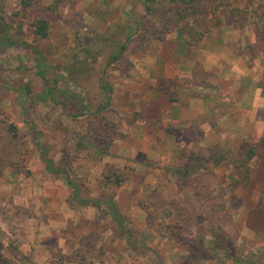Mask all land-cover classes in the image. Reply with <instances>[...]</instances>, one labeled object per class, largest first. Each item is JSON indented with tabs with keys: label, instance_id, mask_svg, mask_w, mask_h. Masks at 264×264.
Returning <instances> with one entry per match:
<instances>
[{
	"label": "rangeland",
	"instance_id": "1",
	"mask_svg": "<svg viewBox=\"0 0 264 264\" xmlns=\"http://www.w3.org/2000/svg\"><path fill=\"white\" fill-rule=\"evenodd\" d=\"M0 35V264H264V0H0Z\"/></svg>",
	"mask_w": 264,
	"mask_h": 264
},
{
	"label": "crops",
	"instance_id": "2",
	"mask_svg": "<svg viewBox=\"0 0 264 264\" xmlns=\"http://www.w3.org/2000/svg\"><path fill=\"white\" fill-rule=\"evenodd\" d=\"M219 48L220 47H218V49ZM181 50L185 51V43L182 44ZM203 50H205V49H203ZM223 57L224 56L222 54H220L219 52L207 51L204 53L205 62H203V64L207 63L208 66L206 68L209 70V64L211 61L212 65H214V64L219 65L222 67V71H224L225 69H229L230 64H233V63L226 62ZM180 59H186V58L185 57L178 58V60H180ZM195 63H198V62L196 61ZM154 65L155 66L158 65L156 61L152 63L153 67H154ZM182 65H183V62L179 61L177 66L180 67ZM177 73L180 74L178 71H177ZM213 75H215V74H213ZM220 76H228V74L227 73H221V75H219V77ZM154 89L155 90L153 91L151 96L156 95V98H157L158 94H160V93L158 92V90L156 88H154ZM252 92H253L254 96L248 97L247 94H245L242 98L243 102L241 101V103H242V105H245V107H247L249 109L258 111L259 108L264 107V84H257L255 86H253ZM217 103H218L217 98L215 97V95H213V93H211L209 96L203 97L201 99L193 98L191 100L190 105H191V108H193V111H196V113H198L197 114L198 116L195 115V117H199V115H202V114H204L205 116L209 115L211 113H212V115H215L217 112V106H216ZM214 111H216V112H214ZM176 112H178V111H176ZM180 113H182L181 108H180ZM180 117H182L181 114L174 116L173 121H175V119H179Z\"/></svg>",
	"mask_w": 264,
	"mask_h": 264
},
{
	"label": "trees",
	"instance_id": "3",
	"mask_svg": "<svg viewBox=\"0 0 264 264\" xmlns=\"http://www.w3.org/2000/svg\"><path fill=\"white\" fill-rule=\"evenodd\" d=\"M35 33L38 34L39 36H41L42 38H46L49 35V25L48 22L45 19H39L36 23H35ZM4 39V37H1L0 35V39ZM6 40V47H12L15 43L13 41L10 40V38L8 37V35L5 36ZM41 75L43 77H47L46 74L43 72L41 73ZM47 82L49 81L48 78H46ZM42 157L43 159H45L46 163H47V170H49L50 172H58L59 171V166L58 164L55 163V161L51 158H49L47 156V154H45L44 151H42ZM69 175H67L68 177ZM68 182L69 184L73 187L76 188L77 187V183L71 178L68 177ZM82 203L85 205H91L94 204L95 206H99L100 202H95V201H91L88 199H83ZM108 206L111 207V213L112 215L116 218V220L119 222V224L121 225V227L124 224L123 218L121 217V215L118 212L117 206L115 204L114 201H107Z\"/></svg>",
	"mask_w": 264,
	"mask_h": 264
}]
</instances>
